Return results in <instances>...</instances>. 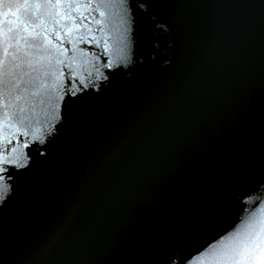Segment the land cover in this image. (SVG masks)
Instances as JSON below:
<instances>
[{"label":"water","instance_id":"obj_1","mask_svg":"<svg viewBox=\"0 0 264 264\" xmlns=\"http://www.w3.org/2000/svg\"><path fill=\"white\" fill-rule=\"evenodd\" d=\"M248 225L261 264L264 0H0V264H207Z\"/></svg>","mask_w":264,"mask_h":264},{"label":"snow or ice","instance_id":"obj_2","mask_svg":"<svg viewBox=\"0 0 264 264\" xmlns=\"http://www.w3.org/2000/svg\"><path fill=\"white\" fill-rule=\"evenodd\" d=\"M8 162L5 161V163ZM254 232L253 226L248 225L232 235L230 239H226L218 249L210 254L207 264H251L247 258V248ZM261 264H264V258H262Z\"/></svg>","mask_w":264,"mask_h":264}]
</instances>
